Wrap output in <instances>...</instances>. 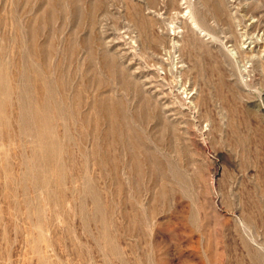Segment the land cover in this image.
Here are the masks:
<instances>
[{
	"label": "rangeland",
	"instance_id": "1",
	"mask_svg": "<svg viewBox=\"0 0 264 264\" xmlns=\"http://www.w3.org/2000/svg\"><path fill=\"white\" fill-rule=\"evenodd\" d=\"M227 1L232 28L200 0H0L10 83L31 59L79 105L57 130L71 135L66 182L42 187L12 95L0 264H264V71L245 53L264 60V0ZM204 12L206 31L189 19ZM105 101L121 110L119 137Z\"/></svg>",
	"mask_w": 264,
	"mask_h": 264
},
{
	"label": "bare ground",
	"instance_id": "2",
	"mask_svg": "<svg viewBox=\"0 0 264 264\" xmlns=\"http://www.w3.org/2000/svg\"><path fill=\"white\" fill-rule=\"evenodd\" d=\"M226 1L227 0H200V2L204 4V6L212 3V18H216L232 28L234 25L232 21L234 16L231 19L230 9L228 8V5H226ZM255 5V11H263L261 9L263 7V4L260 5L257 2ZM189 7L191 8V4L189 5ZM146 8L148 7L146 6ZM233 8L234 6L232 7V9ZM187 12L184 15H188ZM190 14L189 19L192 21V23H195L197 28L201 29L202 31H206V28H203V26L207 27V20L209 19L208 14L205 12L200 13V16H196L197 14L194 15L193 13ZM148 22L149 25L152 24L151 19H149ZM191 30H193L192 27ZM211 34L212 33L209 31L205 33V35L207 36L210 35V38L213 37L214 33L212 35ZM173 45L176 46L177 41H174ZM242 53L243 52H241V54ZM245 53H250L251 55L246 54L247 58L248 56L253 59L255 58L256 61H254L255 63L257 62L256 67L264 71V60L261 59V55L260 57H258V53L256 54L255 52L253 54V50L251 49ZM255 54L257 57H255ZM261 54H263V52ZM18 70V80L16 86H13V84L10 83L8 71L5 67L0 66L1 133L7 134L8 128L11 125V121L9 120L8 116V109L10 108L11 104H13L12 95H15V105L18 109V114L16 115L19 132L18 134L22 139H27L31 144V154L24 161L27 177L33 178L37 185L42 187H50L51 185H55L57 188L63 187L67 178L64 173L66 170V166L63 163V157L69 155V152L67 151L65 145L66 142L71 140V135L66 132L61 138L57 130L59 125H63L65 127L68 125V122L72 120L76 115L79 105H69L65 102L62 96H58V91L61 89L54 83V81L45 78V73L40 72L38 66H36V63H34L33 60H24V64L21 65ZM141 91L143 92V90ZM151 98L153 100V97ZM155 102L157 101L155 100ZM101 107L103 108V113L108 123V135H117V137H119L121 134V130L118 126V121L122 117L120 108H118L117 106H112V104L108 103V101H105V104H101ZM85 183L87 184L88 192L94 196V199L96 201L93 214L101 215L103 212V207L98 201V196L95 193V189L89 179H86ZM54 197L57 200L61 199V192L59 191V193H55ZM106 230L107 227L104 223V238L106 242H109Z\"/></svg>",
	"mask_w": 264,
	"mask_h": 264
}]
</instances>
